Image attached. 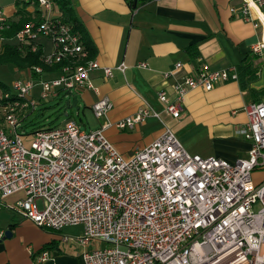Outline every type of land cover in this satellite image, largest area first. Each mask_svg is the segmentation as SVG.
Here are the masks:
<instances>
[{"label": "built area", "instance_id": "obj_1", "mask_svg": "<svg viewBox=\"0 0 264 264\" xmlns=\"http://www.w3.org/2000/svg\"><path fill=\"white\" fill-rule=\"evenodd\" d=\"M36 1L43 19L27 22L11 35L7 31L14 15L0 6V52L12 43L23 53L39 52L41 62L20 70L9 89H0V204L44 229L81 225L76 240L82 247L92 241L103 244L85 249L83 264H264V102L246 105V123L238 132L251 144L247 157L233 162L189 152L169 128L124 156L104 129H131L149 115L158 116L146 106L95 129L68 119L26 136L21 117L38 104L35 85L40 99L78 86L97 90L89 75L101 67L51 1ZM252 5L258 10L253 25L260 26L263 36L264 0H245L243 19L252 20ZM41 38L49 41V49ZM263 47L264 38L252 51ZM181 66L177 62L164 75ZM101 68L110 77L114 68L124 71L126 64ZM52 71L55 75L43 76ZM230 79H238L236 66L212 69L202 63L174 81L173 98L165 90L158 97L167 113L179 117L190 89L210 90ZM91 107L103 117L112 102L100 96ZM259 170L262 175L255 178ZM14 193L21 196L5 203ZM4 235L0 228V239ZM48 256L42 250L37 258Z\"/></svg>", "mask_w": 264, "mask_h": 264}, {"label": "crops", "instance_id": "obj_2", "mask_svg": "<svg viewBox=\"0 0 264 264\" xmlns=\"http://www.w3.org/2000/svg\"><path fill=\"white\" fill-rule=\"evenodd\" d=\"M71 1L80 37L84 45H89V57L101 67L124 62L126 68L124 71L114 68L110 77L104 76L101 67L94 69L89 77L97 90L78 86L71 93L67 91L70 94L64 98L76 97L77 107L92 109L96 99L107 96L112 108L103 116L100 126L106 121L113 124L141 106L158 113L147 116L131 129L114 125L104 129L120 153L130 156L169 128L191 153L213 155L230 162L247 157L251 143L238 132L246 123L245 107L251 102H264V47L260 52L252 51L264 33L262 36L260 26L253 25L258 12L253 5L252 20L246 21L241 12L245 0H143L135 8L127 0ZM0 6L11 16L16 11L14 4ZM26 9L31 12L33 5ZM54 12L58 13L56 9ZM260 13L264 16V10ZM40 41L49 49L46 38ZM244 58L254 68L252 78L243 73L238 79L216 83L210 90L192 88L182 100L179 117L166 112L159 91L165 90L171 99L174 81L194 73L200 64L220 69L238 66ZM177 62L182 66L165 76ZM53 75L52 71L43 76ZM62 93L66 92L57 91L54 96ZM188 137L200 138L201 142L195 144ZM18 196L21 193L9 195L4 202H12ZM0 228L11 231L10 236L0 239V264H83L81 255L74 257L60 248L55 231L20 217L3 204H0ZM40 228L44 230L42 233ZM42 250H47L49 256L38 261Z\"/></svg>", "mask_w": 264, "mask_h": 264}, {"label": "rangeland", "instance_id": "obj_3", "mask_svg": "<svg viewBox=\"0 0 264 264\" xmlns=\"http://www.w3.org/2000/svg\"><path fill=\"white\" fill-rule=\"evenodd\" d=\"M9 4H14V0H0V5L7 6ZM20 76L19 70L13 64H0V81L4 84L11 85L12 82ZM39 85H35L32 89L33 97L38 101L35 110L27 117L26 120L22 121L25 131H29L32 126L41 125L43 127H59L62 126L66 120L73 118L76 122L80 123L85 129H95L100 127V123L103 120V117H98L94 114L91 108L87 106L80 105V107H70L67 106L65 101L69 98H64V95H69L71 93L66 92L62 93L60 96H51L47 99L39 98ZM74 95V94H72ZM112 102V101H111ZM32 124V125H31ZM106 137H108L105 133ZM189 140L199 144L201 142L200 138ZM203 141V140H202ZM189 152L190 150L187 149ZM262 171L259 170L254 173V177H260ZM259 207L258 204L254 206V209ZM44 230L40 228L42 233ZM56 239H58L60 248L74 257H78L85 249H94L100 245L97 241H92L90 244L84 248L76 240V238L82 234V226L77 225H66L60 231L53 232ZM63 237H67L64 239Z\"/></svg>", "mask_w": 264, "mask_h": 264}, {"label": "trees", "instance_id": "obj_4", "mask_svg": "<svg viewBox=\"0 0 264 264\" xmlns=\"http://www.w3.org/2000/svg\"><path fill=\"white\" fill-rule=\"evenodd\" d=\"M52 3V6L54 9H56L60 15V18L71 25L72 30L79 34V24L75 15L74 7L71 0H50ZM129 5L132 8L137 7L139 3H141L143 0H127ZM33 5V10L29 12L26 8L28 5ZM14 5L16 8L15 14L13 19L10 20V29L7 31L9 35L13 34L15 31L20 29L25 23L31 22V23H37L43 19V13L37 3L36 0H14ZM80 35V34H79ZM86 49H89V45H85ZM39 52H22L17 49L16 46H14L12 43L6 45V47L3 49V51L0 52V64H13L18 70H23L25 68H29L33 65L41 64L40 60L38 59ZM244 62L238 66L237 72L238 77L241 74H245L246 77L252 78L253 76V69L251 67V64L249 62L245 61V58L243 59ZM10 85L4 84L0 81V89L1 90H7L9 89ZM35 109L27 108L25 111L24 116L21 117V121H24L27 119V117L33 112ZM24 124L21 125V128L23 129L26 136H30L36 131L48 128L43 127L41 125L38 126H32L29 131H25ZM32 125V124H31Z\"/></svg>", "mask_w": 264, "mask_h": 264}, {"label": "water", "instance_id": "obj_5", "mask_svg": "<svg viewBox=\"0 0 264 264\" xmlns=\"http://www.w3.org/2000/svg\"><path fill=\"white\" fill-rule=\"evenodd\" d=\"M76 100H77L76 97H74L72 100L68 99V100L65 101L66 102L65 104L66 105L70 104L71 106H73V107L75 106L76 107ZM10 235H11V231L9 229H6L5 230V237H8Z\"/></svg>", "mask_w": 264, "mask_h": 264}]
</instances>
